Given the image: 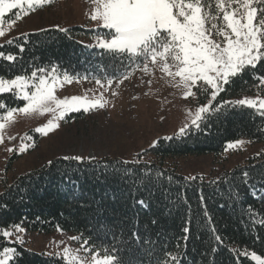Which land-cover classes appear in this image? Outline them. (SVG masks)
<instances>
[{
	"label": "trees",
	"instance_id": "1",
	"mask_svg": "<svg viewBox=\"0 0 264 264\" xmlns=\"http://www.w3.org/2000/svg\"><path fill=\"white\" fill-rule=\"evenodd\" d=\"M59 29L45 28L2 44L0 51L17 55V60H0V75L12 78L55 65L57 72L67 71L74 78L118 80L139 69L126 58H113L81 41L94 31L81 26ZM257 76H264V62L226 86L218 101L264 95V89L256 87ZM0 101L9 107L25 103L12 94L0 95ZM203 103L201 91L193 104ZM240 139L264 143V117L247 108L222 109L206 119L200 131L161 138L130 161L110 156L85 158L84 163L58 158L50 166L25 172L6 188L0 196V230L19 224L31 233L74 232L93 248L117 250L123 264H161L168 252L178 254L181 264H256L243 253L255 251L264 257V152L219 178L188 181L180 173V158L220 155L227 144ZM243 171H249L253 182L243 183ZM217 179L221 182L213 183ZM186 220L192 223L184 241ZM209 222L222 238L215 252ZM133 233L139 234L138 240ZM10 245L0 235V251ZM14 246V264H66L61 257Z\"/></svg>",
	"mask_w": 264,
	"mask_h": 264
},
{
	"label": "snow or ice",
	"instance_id": "2",
	"mask_svg": "<svg viewBox=\"0 0 264 264\" xmlns=\"http://www.w3.org/2000/svg\"><path fill=\"white\" fill-rule=\"evenodd\" d=\"M90 2L94 5L90 20L96 23L97 28L106 30L105 34L98 35L96 40L97 46L103 52L113 58H126L133 68H140L142 65L145 72L148 71L150 64L153 68L158 67L161 73L171 78L175 87L183 90L185 99L196 98L201 91L205 95L206 103L189 114V122L178 129V136L184 137L200 131L205 125V120L214 113L220 114L222 109L247 108L264 117V96L236 100L217 99L226 91V86L231 85L246 70H255L264 62V0H90ZM50 3L52 0H0V37L5 36L6 30H10L18 21ZM10 13L13 18L6 19ZM59 30L68 31L62 28ZM8 43L12 44L14 40H9ZM23 50L21 46L20 51ZM0 60L12 63L17 60V55L0 51ZM126 79L127 72L123 73L120 82L123 83ZM256 80V87L264 89V76H257ZM65 82L70 83L71 77L67 71L61 77L55 65L50 69L35 67L30 72L16 74L12 78L0 75V95L12 94L16 99L25 102L23 106L9 107L0 101V111L5 113L0 117V144L4 142L3 132L7 123L13 120L15 113L51 114L52 119L35 129L36 133L47 136L60 127L59 121L64 120L68 114L81 110L87 112L105 106L100 99L89 101L80 96L59 98L57 88L62 87ZM96 83L99 84L100 80L97 79ZM108 84H112L111 78ZM26 139L32 138L29 136ZM243 143V140H238L229 143L227 148L236 149ZM30 146L34 147L35 142L33 141L32 145L22 143L18 151L24 153ZM8 151L11 152L13 149L9 148ZM63 159L85 162V158L80 155L64 156ZM94 159L95 157H88V160ZM52 163L51 160L48 161L49 166ZM168 179L171 180V177ZM185 179L196 181L203 178L191 176ZM242 180L245 185L253 182L249 171L242 172ZM220 182L217 179L213 183ZM199 198L203 203L205 198L202 190ZM184 199L187 200L186 196ZM137 203L142 206L145 204L143 200ZM204 207L206 208V205ZM248 211H252L251 206L248 207ZM204 217L209 218L207 211H204ZM191 223V220L185 221L182 229L184 241L189 238ZM261 224L264 225V220H261ZM13 227L16 233L25 231L19 224ZM209 227L215 241L211 251L215 252L222 244V238L211 222ZM0 235L7 239L12 237L13 232L0 230ZM71 239L79 242L80 247L75 250L71 247L63 249L61 259L66 264H123L115 249L103 248L101 251L93 248L89 240L81 236ZM133 239L138 240L139 234L133 233ZM24 242L22 237L16 236L15 243L23 245ZM16 253V247H3L0 251V264L10 262L14 264ZM243 255L245 257L250 255L256 264H264V258L255 251L244 252ZM88 256L91 257L90 260ZM181 259L178 254L168 252L166 258L161 260V264H181Z\"/></svg>",
	"mask_w": 264,
	"mask_h": 264
},
{
	"label": "rangeland",
	"instance_id": "3",
	"mask_svg": "<svg viewBox=\"0 0 264 264\" xmlns=\"http://www.w3.org/2000/svg\"><path fill=\"white\" fill-rule=\"evenodd\" d=\"M93 7L90 0H52V3L37 9L6 30L5 36L0 37V45L45 28L59 26L60 29H68L81 26L94 31L90 37L81 41L99 48L96 44L97 36H103L106 30L97 28L96 23L90 20ZM12 18L11 13L6 17ZM70 77V83L65 82L57 88L59 98L80 96L89 101L100 99L105 106L68 114L64 120L59 121L60 127L47 136L36 133L35 129L52 119L51 114L15 113L13 120L7 123L3 132L4 142L0 144V196L20 175L64 156L80 155L95 159L110 156L122 161L133 160L159 139L177 135L178 129L189 122V114L202 105L193 104L192 97L185 99L183 90L175 87L171 78L151 64L147 72L141 66L123 83L118 79L112 80L111 85L103 79H99L100 83L97 84V79ZM257 95L264 96L255 94L244 97L255 98ZM4 114L0 111V117ZM29 136L31 140L26 139ZM240 140L244 143L236 149L226 147L220 155L180 158V173L185 177L197 176L207 180L219 178L243 164L250 156L264 152V143ZM33 141L34 147L30 146L24 153L18 151L22 143L32 145ZM9 148L13 151L9 152ZM23 229L25 231L21 233H16L13 228L3 229L13 232L12 237L7 238L11 247L19 244L15 243L17 235L25 241L19 245L48 256L61 257L65 247L73 250L80 247L79 242L71 239L79 236L74 232L59 229L51 233H31ZM88 259L91 257L88 256Z\"/></svg>",
	"mask_w": 264,
	"mask_h": 264
}]
</instances>
